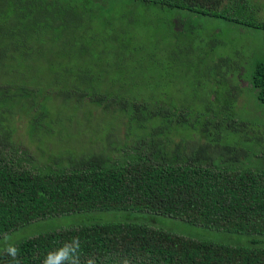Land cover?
Wrapping results in <instances>:
<instances>
[{
  "label": "trees",
  "instance_id": "16d2710c",
  "mask_svg": "<svg viewBox=\"0 0 264 264\" xmlns=\"http://www.w3.org/2000/svg\"><path fill=\"white\" fill-rule=\"evenodd\" d=\"M117 1L0 0V239L46 218L111 210L129 216L26 236L0 249V264H264L255 239L251 246L216 243L150 222L165 216L264 235V146L250 156L240 143L258 133L255 124L221 113L192 116L165 99L164 76L152 72L160 62L133 45L131 30L147 22L129 16L178 9L264 29L257 3L124 0L118 15ZM171 17L162 27L168 21L172 32L181 29L184 17ZM248 84L264 103V60ZM91 108L117 126L106 144L82 135L75 146L61 132L93 126ZM23 122L26 139L40 133L43 147L51 143L61 154L38 149L39 156L36 145L34 156L23 145Z\"/></svg>",
  "mask_w": 264,
  "mask_h": 264
},
{
  "label": "rangeland",
  "instance_id": "374dc122",
  "mask_svg": "<svg viewBox=\"0 0 264 264\" xmlns=\"http://www.w3.org/2000/svg\"><path fill=\"white\" fill-rule=\"evenodd\" d=\"M123 1L118 0L114 6L118 15L126 11L120 6ZM255 2L258 5L256 18L264 21V0H255ZM129 16H141L139 20L141 25L147 22L144 27L131 30L132 36L137 41L133 45L144 46L149 57L155 55L160 62L158 68L152 64V72L164 76V79L158 81L166 85L162 89L165 99L171 97L176 103L186 106L192 116L221 113L255 124L258 126L256 128L258 133L256 134V131L249 133L250 137L247 136L249 140L245 142L240 140V143H244L249 149L250 156L264 146V142L259 141L260 133L264 130V103L256 99L255 92L249 84L247 85L255 63L264 60V29L242 27L221 18L178 9L165 13L155 10L141 11ZM160 16L165 17L163 19ZM171 16L184 17V20H178L183 26L181 29L173 27L175 33L169 28L168 21L167 27H162V21L172 18ZM146 81L148 84L155 82L152 78H146ZM49 107L51 108V104ZM208 109H212V113ZM84 111L81 110L78 114L82 116ZM90 113L93 116L91 122L93 126L85 122L84 126L79 125L62 131L61 135L65 138L69 137V141L75 146L83 143L77 141L82 135L95 136L106 144V137L117 126L115 118H107L108 116L101 114L98 108H91ZM19 132L23 137V145L29 143L30 148L24 146L34 156L36 145L39 156L38 149L48 152L49 156L61 154H59L61 149L51 150V143L49 149L43 147L42 142L39 141L40 133L36 135V144L34 138L30 141L26 139L24 122ZM236 138L243 139V136L239 133ZM128 218L129 216L122 211L111 210L41 219L1 238L0 249L26 236L61 226L98 221H124ZM151 218L154 220L150 221L149 218L148 220L152 224L187 237L237 246H251L252 239H255L258 245L264 246V235L227 233L165 216H151Z\"/></svg>",
  "mask_w": 264,
  "mask_h": 264
}]
</instances>
